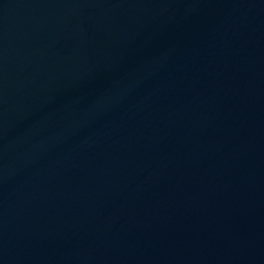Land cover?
Instances as JSON below:
<instances>
[{
    "label": "water",
    "instance_id": "obj_1",
    "mask_svg": "<svg viewBox=\"0 0 264 264\" xmlns=\"http://www.w3.org/2000/svg\"><path fill=\"white\" fill-rule=\"evenodd\" d=\"M0 264H264V0H0Z\"/></svg>",
    "mask_w": 264,
    "mask_h": 264
}]
</instances>
